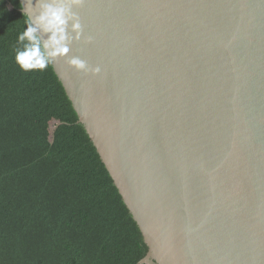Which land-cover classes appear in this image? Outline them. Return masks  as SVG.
I'll use <instances>...</instances> for the list:
<instances>
[{"label": "water", "instance_id": "water-1", "mask_svg": "<svg viewBox=\"0 0 264 264\" xmlns=\"http://www.w3.org/2000/svg\"><path fill=\"white\" fill-rule=\"evenodd\" d=\"M74 10L68 55L101 71L51 66L148 246L141 262L264 264V0Z\"/></svg>", "mask_w": 264, "mask_h": 264}, {"label": "trees", "instance_id": "trees-1", "mask_svg": "<svg viewBox=\"0 0 264 264\" xmlns=\"http://www.w3.org/2000/svg\"><path fill=\"white\" fill-rule=\"evenodd\" d=\"M0 0V264H147L141 231L51 64L23 72Z\"/></svg>", "mask_w": 264, "mask_h": 264}, {"label": "clouds", "instance_id": "clouds-1", "mask_svg": "<svg viewBox=\"0 0 264 264\" xmlns=\"http://www.w3.org/2000/svg\"><path fill=\"white\" fill-rule=\"evenodd\" d=\"M83 0H24L23 30L13 48L14 62L23 72H43L58 57L77 70L98 74L99 66L89 67L79 57L69 56L73 40H79L83 28L79 8ZM89 41L91 37L87 38Z\"/></svg>", "mask_w": 264, "mask_h": 264}, {"label": "bare ground", "instance_id": "bare-ground-1", "mask_svg": "<svg viewBox=\"0 0 264 264\" xmlns=\"http://www.w3.org/2000/svg\"><path fill=\"white\" fill-rule=\"evenodd\" d=\"M75 109V108H74ZM76 111V110H75ZM77 113V112H76ZM77 123H78V119H77Z\"/></svg>", "mask_w": 264, "mask_h": 264}]
</instances>
